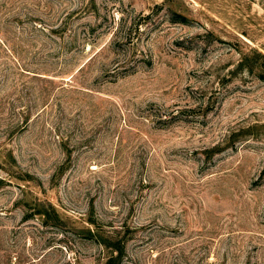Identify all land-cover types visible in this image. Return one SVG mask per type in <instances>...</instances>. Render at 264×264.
Listing matches in <instances>:
<instances>
[{
    "label": "rangeland",
    "instance_id": "1",
    "mask_svg": "<svg viewBox=\"0 0 264 264\" xmlns=\"http://www.w3.org/2000/svg\"><path fill=\"white\" fill-rule=\"evenodd\" d=\"M0 264H264V0H0Z\"/></svg>",
    "mask_w": 264,
    "mask_h": 264
}]
</instances>
